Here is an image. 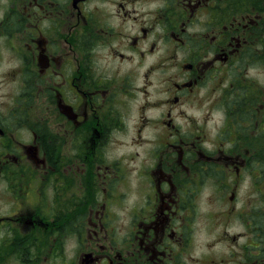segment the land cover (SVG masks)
<instances>
[{
    "label": "flooded vegetation",
    "instance_id": "flooded-vegetation-1",
    "mask_svg": "<svg viewBox=\"0 0 264 264\" xmlns=\"http://www.w3.org/2000/svg\"><path fill=\"white\" fill-rule=\"evenodd\" d=\"M262 52L264 0H0V264H264V208L218 194L264 175L261 111L186 110Z\"/></svg>",
    "mask_w": 264,
    "mask_h": 264
},
{
    "label": "rangeland",
    "instance_id": "rangeland-1",
    "mask_svg": "<svg viewBox=\"0 0 264 264\" xmlns=\"http://www.w3.org/2000/svg\"><path fill=\"white\" fill-rule=\"evenodd\" d=\"M259 60H261V62L255 63L254 66L260 68H251L247 75L249 81H244L240 85H243V88H246L244 91L249 95V99L255 101L254 103H256L255 106L257 112L261 111L260 113H258L260 115V119H264V52H262ZM229 81V78H227L225 81L224 88H226L224 91V98L223 92L220 90V88L216 87V85L209 84L207 86H204L200 93H197V100L193 108L188 109V107H185L192 116L197 118L201 124H204L203 129L205 130V133L212 138H215L216 135H218L219 130L222 127V120L225 121L226 119V114L222 106H226V103L231 99L233 95L240 94V91H237V89L241 88L239 87L240 85H237L233 88H231V86L227 87ZM215 87L217 88L216 91L213 90ZM213 104H216V107L215 110L211 112L209 108H212ZM249 124L250 126H254V122ZM255 130L256 128L252 127V132H255ZM225 143V149L230 148V143ZM261 144H264V136L262 140L259 141L253 135L247 146H238V148L239 150L249 151L250 154H256L258 158L261 156V154H259V151L253 150V146L260 147ZM260 159H264L263 154ZM262 177H264L263 174H256L254 179V176L251 174V172L246 171L243 177H241V182L239 183V185L235 186L233 176L226 173L224 175V179L220 182L227 183L228 186L222 188L221 184H218V189L220 190L218 194L220 197L225 199V202L227 204L225 208H231L232 203L230 202V198L231 196H233L232 194L234 192V198H236L235 204H238V207L242 209L243 214H247V209L245 208V206H251L250 203H252V201L256 203L257 209L264 208V200L260 195V193L262 192H258V189H260V185L257 184V182ZM214 182L217 183L216 181ZM214 182H212V184ZM214 195V190L211 188H206L203 191L201 197L202 212H204V202Z\"/></svg>",
    "mask_w": 264,
    "mask_h": 264
},
{
    "label": "trees",
    "instance_id": "trees-1",
    "mask_svg": "<svg viewBox=\"0 0 264 264\" xmlns=\"http://www.w3.org/2000/svg\"><path fill=\"white\" fill-rule=\"evenodd\" d=\"M254 102H255L254 100L249 99V95L245 91H240V94L233 95L231 99L226 103V108L228 112L231 113L233 110H235L233 107L234 104L254 103ZM246 117H247L246 121H249L250 116L246 115ZM234 119L235 116L234 114H232L229 119V125L233 129H234ZM260 148H259V152L261 151L260 153L264 154V144H261Z\"/></svg>",
    "mask_w": 264,
    "mask_h": 264
}]
</instances>
